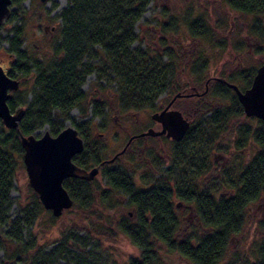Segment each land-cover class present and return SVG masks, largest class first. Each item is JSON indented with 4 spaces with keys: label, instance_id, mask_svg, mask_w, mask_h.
<instances>
[{
    "label": "trees",
    "instance_id": "trees-1",
    "mask_svg": "<svg viewBox=\"0 0 264 264\" xmlns=\"http://www.w3.org/2000/svg\"><path fill=\"white\" fill-rule=\"evenodd\" d=\"M10 1L14 10L7 20L14 24L8 30L11 36L6 38L8 48L4 52L13 60L6 74L15 80L30 76L32 87L29 92L18 87L7 100L10 111L23 108L17 129H6L0 122V264H58L60 260L64 264H165L161 250L176 253L189 264H219L233 237L243 230L247 206L264 201V122L250 117L256 126L241 128L232 137L235 142L229 148L222 147L219 141L227 132L228 121L242 116L243 111L234 92L216 81L218 95L230 97L231 106L211 111L205 120L193 121L179 142L169 140L171 149L167 155L163 158L154 155V164H135L142 167L136 183L135 169L113 167L111 163L100 165L106 160L101 155L103 146L91 135L90 124L93 119L103 117L105 105L99 100L87 102L81 87L86 77L93 74L96 81L105 80L115 85L118 110L155 109L158 98L168 91L174 78L175 58L169 48L150 52L132 47L136 40L134 27L154 0H68L58 16L59 41L52 52L44 56H30L22 48L24 24L17 9L25 0ZM222 1L234 11L255 17L250 32L260 38L261 46L255 48L254 53L261 55L264 0ZM190 31L194 36L209 33L202 19L194 20ZM97 57L99 59L93 62ZM195 61L199 63L193 68L196 73L205 72L206 61L198 57ZM255 71L251 68L239 73L244 87L250 85ZM226 81L234 84L231 77ZM88 104L90 120L75 124L70 112L77 109L80 117L86 118ZM64 120L75 127L83 140V151L72 158L73 162L85 170L98 167V176L106 188L95 179H66L63 187L73 204L60 217H52L44 210L36 193L29 189V202L20 205L18 215L9 222L13 180L16 172L23 168L19 134L37 137L35 132L46 126L49 134L56 136L64 128ZM141 140L135 143L139 145ZM249 141L257 148L250 157L245 152ZM130 146L115 163L126 155ZM230 151L237 165L223 168L214 185L204 181L203 175L213 166L211 153ZM110 193L120 195L132 209L115 226L105 206ZM183 206L190 207L197 222L180 238L177 237L180 225L176 209ZM98 208L101 213L105 212L104 216ZM68 211L78 212L91 223L104 220L106 225L92 223V228L81 230V236L64 232L48 250L38 248L30 233L29 242L21 238V230H30L41 213L47 212L55 223ZM7 223L8 231L4 232ZM115 234L127 239L138 255L126 262L104 258L106 253L98 250L103 243L97 236L114 240ZM252 251L243 259L232 254L224 264H264V232L256 238Z\"/></svg>",
    "mask_w": 264,
    "mask_h": 264
},
{
    "label": "rangeland",
    "instance_id": "rangeland-1",
    "mask_svg": "<svg viewBox=\"0 0 264 264\" xmlns=\"http://www.w3.org/2000/svg\"><path fill=\"white\" fill-rule=\"evenodd\" d=\"M67 1L48 0L45 4L39 0H25L17 9L24 24L22 48H25L30 56H44L52 52V48L59 41L60 21L58 16L66 6ZM13 10L14 8H11L10 13ZM8 18L3 20L0 25V66L5 73H7L10 62L13 60L10 55L4 52L8 48L6 38L11 36L8 30L14 24L13 22L9 23ZM196 19H202L208 26V34L192 35L190 25ZM254 19L253 15L232 10L222 0H154L150 3L134 27L136 40L132 47L144 48L150 52H160L163 48H169L177 65L174 78L168 91L158 98L155 109L123 112L118 110L115 105L116 87L114 84H108L105 80L96 81L93 74L86 77L81 89L87 96V102L99 100L105 105L103 117L93 119L90 124L91 135L103 146L101 154L103 159H109L118 152L128 137L144 132L148 128L159 130V125L151 121L150 115L160 111L171 99L173 93L181 88L186 87V91L189 92L191 88L197 86L200 94L205 91L201 97L193 98L186 107L185 113H189L188 118L193 119L192 122L194 121V123L205 120L211 111L230 107V97L218 95L214 79L226 78L228 80L231 77V82L239 88H247V86L244 87L243 79L239 77V73H244L251 68L256 69L264 62V50L261 55L254 53L255 48L261 46L260 38L250 32V26ZM19 24L20 20L17 25ZM197 57L206 61V71L203 73H196V69H193L196 64H199L195 61ZM98 59V57L95 58L93 62ZM231 73L232 75L228 76ZM205 80L208 82L204 85ZM18 81L19 89L29 92L32 87L30 76L18 79ZM27 94V101H29L30 94ZM177 105H183V101H178ZM87 112V117L82 118L78 110L73 109L70 112V117L75 124H78L90 120V104H88ZM256 124L254 119H250L244 114L233 117L227 123V132L221 137L220 145L229 148L231 143L235 142L232 138L235 132L244 127L254 128ZM63 125L65 127L70 123L68 120H64ZM46 131L48 132V129L44 126L35 134L39 137ZM170 149L169 140L153 137L142 138L139 145L133 143L126 155L121 156L116 163L113 162L110 165L113 167L122 166L129 171L135 169L134 179L138 183L137 179L142 167L135 164L138 163L141 166L154 164V155L163 158ZM256 149L249 141L245 152L250 157ZM232 154L233 151L228 153L212 152L210 158L213 166L203 175L202 179L208 184L214 185V180L220 177L223 168L226 166L231 168L237 165L233 162ZM94 179L102 188H106L98 175ZM29 189L31 188L23 166L16 172L13 180L10 192L9 222L18 215L19 206L29 202ZM105 206L108 208V217L113 226L120 218L127 217V214L132 211L120 195L113 193L109 194ZM98 212L101 213L100 208H98ZM247 213L242 232L233 237L226 255L219 264H224L232 254H235L239 259H243L244 256L248 257L249 252H253L256 238L264 232V201H255L249 204ZM104 214L105 212L101 213V216ZM176 214L180 225L177 237L182 238L197 222L196 216L187 206L177 207ZM92 223L106 225L104 220L93 221ZM92 223L75 211L66 212L61 219L52 223L49 214L43 212L35 219L30 230H21V238L29 242L28 234L30 233V236L34 238L33 243L37 244L38 248L48 250L59 241L62 233L73 232L81 236L83 235L81 230L92 228ZM8 228L9 223L3 227V231H8ZM97 237L103 243L102 248L98 250L104 251L106 253L104 258L110 257V261L126 262L138 255L137 250L128 240L119 234H115L114 240L105 239L101 236ZM161 251V258L165 264H189L178 257L176 253L171 252L169 254ZM1 259L2 249H0ZM58 264H64V261L60 260Z\"/></svg>",
    "mask_w": 264,
    "mask_h": 264
},
{
    "label": "water",
    "instance_id": "water-1",
    "mask_svg": "<svg viewBox=\"0 0 264 264\" xmlns=\"http://www.w3.org/2000/svg\"><path fill=\"white\" fill-rule=\"evenodd\" d=\"M47 3L48 0H39ZM10 0H0V25L10 14ZM226 84L237 97L246 117H253L264 122V62L255 71L250 85L241 90L235 84L224 79H216ZM19 81L10 78L0 66V122L6 129H17L23 116V108L10 111L7 100L18 90ZM194 92L175 93L169 103L160 111L150 115L151 121L160 125L159 130L148 128L146 131L130 136L122 148L111 158L100 165L110 164L122 155L134 139L164 136L174 142H179L190 127V121L180 111L170 109L172 102L179 97L203 95ZM22 163L28 179V184L38 196L42 208L49 211L53 217H60L65 210L71 208L73 201L63 187L66 179L92 181L98 175V167L85 170L77 166L72 158L83 151V140L72 125L65 126L56 136L44 132L36 137L20 135Z\"/></svg>",
    "mask_w": 264,
    "mask_h": 264
},
{
    "label": "flooded vegetation",
    "instance_id": "flooded-vegetation-1",
    "mask_svg": "<svg viewBox=\"0 0 264 264\" xmlns=\"http://www.w3.org/2000/svg\"><path fill=\"white\" fill-rule=\"evenodd\" d=\"M52 29H53V27H52ZM230 75H232V73L231 74H229L228 76H230ZM217 78H215L214 79V81L216 82L217 80H216ZM219 79H224L225 81L227 80L226 78H219ZM207 80H205V82L203 83L204 85L205 84H207ZM217 82H219V81H217ZM222 83V82H221ZM183 90H181V92H185V93H189L190 91H191V89H190V91L189 92H187L186 91V87H184V88H182ZM193 89H194V92H196V93H198V94H200L199 93V91H198V88H197V86H195V87H193ZM175 94V93H174ZM173 94V95H174ZM202 95H194V96H192V97H179V98H177V99H175L173 102H172V104L170 105V109H175V110H178V111H180L185 117H187V119H189L188 118V115H189V113L188 114H186L185 112L187 111V109H186V107L191 103V100L193 99V98H199V97H201ZM172 98V97H171ZM171 100V99H170ZM169 100V101H170ZM169 101L161 108V109H163L168 103H169ZM178 101H183V105H177V102ZM160 109V110H161ZM193 120V119H192ZM192 120H190L189 119V121H190V125H191V122H192ZM157 124V123H156ZM157 125H159V124H157ZM159 129H160V125H159ZM164 136H161V137H159V138H163ZM129 138V137H128ZM165 138V137H164ZM142 139V138H141ZM167 139V138H166ZM138 139H134L131 143H130V145H132L133 143H135L136 141H137ZM167 140H170V139H167ZM127 141V140H126ZM170 141H172V140H170ZM129 145V146H130Z\"/></svg>",
    "mask_w": 264,
    "mask_h": 264
},
{
    "label": "bare ground",
    "instance_id": "bare-ground-1",
    "mask_svg": "<svg viewBox=\"0 0 264 264\" xmlns=\"http://www.w3.org/2000/svg\"><path fill=\"white\" fill-rule=\"evenodd\" d=\"M63 5H64V3H63ZM63 5H62V6H63Z\"/></svg>",
    "mask_w": 264,
    "mask_h": 264
}]
</instances>
